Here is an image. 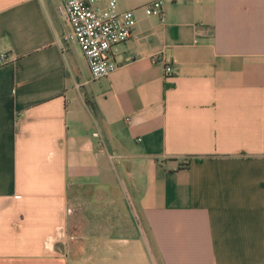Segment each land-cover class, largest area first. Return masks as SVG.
I'll use <instances>...</instances> for the list:
<instances>
[{"label": "crops", "instance_id": "1", "mask_svg": "<svg viewBox=\"0 0 264 264\" xmlns=\"http://www.w3.org/2000/svg\"><path fill=\"white\" fill-rule=\"evenodd\" d=\"M150 1L93 80L61 0H0V264H264V0Z\"/></svg>", "mask_w": 264, "mask_h": 264}, {"label": "built area", "instance_id": "2", "mask_svg": "<svg viewBox=\"0 0 264 264\" xmlns=\"http://www.w3.org/2000/svg\"><path fill=\"white\" fill-rule=\"evenodd\" d=\"M100 1L107 4V10L97 7ZM118 0H61L59 15L70 27L64 40L78 45L90 69L91 78L107 77L116 67L112 50L125 43L133 35L137 23L135 10L117 11ZM148 16L164 17V1L153 0L143 6ZM7 60L2 56L1 62ZM165 72H172L171 66Z\"/></svg>", "mask_w": 264, "mask_h": 264}]
</instances>
